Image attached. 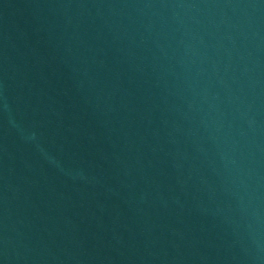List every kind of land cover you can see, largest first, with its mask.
I'll use <instances>...</instances> for the list:
<instances>
[{"label": "water", "instance_id": "95a60500", "mask_svg": "<svg viewBox=\"0 0 264 264\" xmlns=\"http://www.w3.org/2000/svg\"><path fill=\"white\" fill-rule=\"evenodd\" d=\"M0 264H264V0H0Z\"/></svg>", "mask_w": 264, "mask_h": 264}]
</instances>
